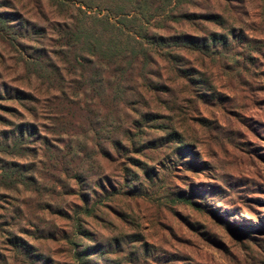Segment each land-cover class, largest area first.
<instances>
[{"label": "trees", "instance_id": "trees-1", "mask_svg": "<svg viewBox=\"0 0 264 264\" xmlns=\"http://www.w3.org/2000/svg\"><path fill=\"white\" fill-rule=\"evenodd\" d=\"M246 3L0 0V264H59L40 242L56 234L42 231L45 224L40 235L26 227L71 220L70 195L83 206L62 239L81 264L103 260L106 242L80 221L98 219L103 198L114 200L117 190L137 193L140 171L158 177L150 164L170 158L157 161V152L189 154L194 144L158 122L167 119L163 110L213 91L202 68L245 36L238 8ZM7 70L17 72L12 81ZM150 128L161 135L150 139Z\"/></svg>", "mask_w": 264, "mask_h": 264}, {"label": "rangeland", "instance_id": "rangeland-1", "mask_svg": "<svg viewBox=\"0 0 264 264\" xmlns=\"http://www.w3.org/2000/svg\"><path fill=\"white\" fill-rule=\"evenodd\" d=\"M238 14L245 36L232 40L222 55L208 57L207 68H202L209 73L213 91L182 101L170 112L163 110L166 122H158L180 131L194 146H188L190 152L182 158L172 149L151 154L157 161L163 153L170 158L164 165L151 162L158 177L148 181L140 171L145 184L137 193L117 190L114 200L103 198L105 210L98 219L84 216L83 226L106 242L104 253H99L103 260L91 256L90 261L264 264V0H247ZM6 60L5 67L12 65ZM7 71L12 81L17 72ZM147 133L152 139L161 135V129ZM31 195L27 190L20 194ZM66 197V206L73 209L71 220L56 217L52 227L47 223L53 221H33L39 230L26 229L40 235L45 224L42 231L50 229L56 238L41 240L44 249L59 264H81L60 231L73 234L79 222L74 221L79 214L75 212H80L77 205L82 207L83 202L76 195ZM77 242L83 244V238L77 237Z\"/></svg>", "mask_w": 264, "mask_h": 264}]
</instances>
